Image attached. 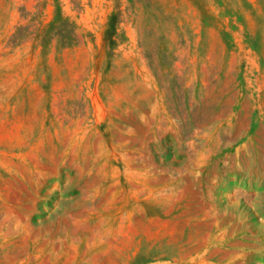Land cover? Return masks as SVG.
<instances>
[{"label": "rangeland", "instance_id": "obj_1", "mask_svg": "<svg viewBox=\"0 0 264 264\" xmlns=\"http://www.w3.org/2000/svg\"><path fill=\"white\" fill-rule=\"evenodd\" d=\"M0 195V264H264V0H0Z\"/></svg>", "mask_w": 264, "mask_h": 264}, {"label": "crops", "instance_id": "obj_2", "mask_svg": "<svg viewBox=\"0 0 264 264\" xmlns=\"http://www.w3.org/2000/svg\"><path fill=\"white\" fill-rule=\"evenodd\" d=\"M12 178H13V180H16V179H19V180H20V179H21V178L18 177V176H13ZM39 179H40V183H42L43 185H44V184H47V183L49 182V180H50V179H48L47 177H46V178L39 177ZM39 179H38V181H39ZM35 180H36L35 183L38 182L36 178H35ZM14 191H17V193H18L19 195H21L22 198L25 199V192H24V191H21V190H19V189H18V190H15V189H14ZM0 200L4 201V204H5L7 207H10V208H12V209H16V210H20L21 207H22L21 204H22V205H25V201H26V200H24L22 203L13 204V203H11V202L5 200L4 197L1 196V195H0ZM23 207H25V206H23ZM6 233H7V236H8V237H11L10 240H11L12 242H13V241H22V244H23L24 248H26L27 245L30 246V244H31L30 235H28V234H27V235H22L21 237H20L19 235H15V233H14V226L11 225L9 222H8L7 225H6ZM19 237H20V238H19ZM22 262H25V261L22 260Z\"/></svg>", "mask_w": 264, "mask_h": 264}]
</instances>
